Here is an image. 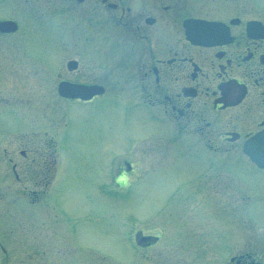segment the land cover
<instances>
[{
	"label": "flooded vegetation",
	"instance_id": "af4514ba",
	"mask_svg": "<svg viewBox=\"0 0 264 264\" xmlns=\"http://www.w3.org/2000/svg\"><path fill=\"white\" fill-rule=\"evenodd\" d=\"M199 1L204 3L203 0H75L76 9L70 8L71 4L63 5L60 12L64 30L53 37L54 41H60L63 52L58 85L63 84L65 92L80 87L83 93L92 95L61 97L72 105L85 108L92 105L97 112L105 111L107 104L115 101L126 103L124 108H130L129 112L146 110L147 106L159 121L157 131L167 132L178 140L173 149L177 158L160 171L166 162L164 144L159 147L156 144L149 153L144 148L147 144H142L145 160L136 163L135 157L132 159L128 154L132 150L130 134L126 127H120L118 141L111 146L113 151L116 145L127 153L122 161L112 160L110 166L111 171L114 167L119 187H128L138 179V182L152 181L154 172L158 175L171 170L183 172L182 162L187 161L194 163L195 174L181 182V188L193 189H178L172 197L217 196L229 199L228 205H232L230 200H237L239 205L242 198L253 196L261 205L251 206L250 211L264 213V167L245 151L251 141L254 149L264 147V8L254 6L255 10L247 11L243 0H219L214 6L196 7ZM194 20L216 23L195 29L207 36L204 43L194 42L188 36L187 22ZM48 138L23 143L30 153L22 150L21 155L31 161L26 175L21 177L14 168V179L33 184L26 198L31 202L34 199L37 206L25 210L17 207L12 213L14 226L25 227L24 222L31 219L30 228L33 226L31 234L29 230L31 248L18 243L12 264H19V260L25 264H113L115 256L98 239L100 231L107 236L115 234L111 223L99 228L100 218L110 220L115 212L106 200L109 196L99 197L90 191L86 211L74 212V206H68L67 179L59 175L55 180L52 157L57 147ZM152 152L161 156L156 161L159 165L149 166L152 160L147 157ZM251 169L261 176L259 180L246 179L245 173ZM143 194L147 192L142 191ZM225 209L229 211L227 206ZM230 209L231 219L241 220L238 216L241 208ZM6 215L0 212V219ZM161 215L166 216L168 224L164 219L146 230L124 229L123 243L126 241L133 247L132 264H264L255 224L254 229L247 230L250 237L238 238L239 229L232 222L221 224V229L213 234L207 223L195 224L192 218L181 217L175 211ZM150 218L153 217L145 216L143 221ZM2 234L12 239L16 236L4 231ZM39 245L43 249L37 255L35 249Z\"/></svg>",
	"mask_w": 264,
	"mask_h": 264
},
{
	"label": "rangeland",
	"instance_id": "374dc122",
	"mask_svg": "<svg viewBox=\"0 0 264 264\" xmlns=\"http://www.w3.org/2000/svg\"><path fill=\"white\" fill-rule=\"evenodd\" d=\"M215 1L219 2L199 1L196 2V7L214 6L217 4ZM243 1L247 3L243 4L247 11L255 10L254 6L264 8V0H250L252 3L248 0ZM65 4H71L69 7L76 9L75 0L73 3L69 0H0V20L9 18L19 22V30L5 34L0 31V176L3 178L0 179V212L8 214L4 219H0V245L5 249L4 252L0 247V264H12L15 251L19 248L18 243H22L25 248H31L30 234L33 226L30 228L29 224L32 219L26 223L21 218L26 226L18 228L14 226L15 216L12 213L16 212L17 207L28 209L33 205L37 206L33 203L34 199L31 202L30 198H26V193L34 186L32 183L14 179V168L21 177L27 174L31 161L23 157L21 151L25 150L28 154L30 151L23 143L38 137H49L48 141L56 144L57 151L53 150L52 157L54 168L56 167L55 180L59 175L67 179L65 191L69 198L68 206H74L72 207L74 212L86 211L89 207L86 199L90 191L99 197L103 194L109 196L106 200L114 206L115 212L110 213L113 215L110 220L100 218L99 228L111 223L116 229L115 234L107 236L100 231L98 239L99 244L104 243L109 248L106 250L115 256L112 258L113 264H132L130 255L133 247L128 246L126 241L123 243L124 229L131 227L134 230L137 227L146 230L159 221L164 222V219L168 224L169 220L161 214L173 211L186 219L192 218L195 224L207 223L211 231L214 230L213 234L221 229V224L232 222L239 229L238 238H242V235L244 238L250 237L251 232L247 230L254 229L252 227L255 224L257 230L254 233L259 240V249L264 251V213L250 211L251 206L261 205L257 198L253 196L247 200L242 198L239 205L237 200H230L232 205H228L229 199L217 196L172 197V193L178 189L185 191L193 189L188 186L181 188V182L191 179L195 174L192 162H182L183 172L180 173L171 170L165 175L162 173L158 175L154 172L152 175L155 176L150 179L152 181L138 182L140 181L138 179L128 187L117 185L114 167L111 171L108 166L112 165L115 158H118V162L122 161L127 153L123 148L118 149L116 145L113 151L111 146L118 141L120 127H126L130 134L132 150L128 154L132 159L135 157L136 163L140 159L145 160L142 144H147L144 145L147 153L155 149L156 144L158 147L164 144L167 151L164 152L163 159H166V162H163L160 171H163L166 165H172V161L177 158L173 149L178 140L167 132L162 134L161 131H157L159 121L147 106L146 110L129 112L130 108H124L126 103L121 105L115 101L107 104L109 106L105 111L97 112L92 105L85 108L62 99L61 95L64 94L59 91L57 73L62 64L63 52L61 53L60 41L58 39L54 41L53 37H58L64 30L61 27L60 10ZM50 57L52 61H48ZM101 104L103 107V103ZM169 152L172 154L167 156ZM152 153L153 155L147 157L152 160L148 162L149 166L156 165L157 159H161L160 155ZM238 162L240 163V160ZM238 167L241 168V165ZM245 174L241 175L249 181L261 178L254 169L246 171ZM78 181L82 183H77ZM142 191L147 192V195H142ZM128 194H131V197L126 196ZM226 206L229 211L225 209ZM230 207L234 210L236 207L241 208L238 210L241 211L238 215L241 216V220L231 219L233 210ZM99 208H102L101 201ZM100 212H103L102 209ZM145 216L153 218L145 222L143 221ZM100 217L104 216L101 214ZM2 230L11 235L16 233V236H13L14 242L11 237L4 236ZM228 232L230 234V231ZM106 238V241L103 240ZM45 243L44 239L43 244ZM42 249L43 246L39 245L35 249V254L38 255ZM19 264L25 262L19 260Z\"/></svg>",
	"mask_w": 264,
	"mask_h": 264
},
{
	"label": "water",
	"instance_id": "95a60500",
	"mask_svg": "<svg viewBox=\"0 0 264 264\" xmlns=\"http://www.w3.org/2000/svg\"><path fill=\"white\" fill-rule=\"evenodd\" d=\"M195 24H191L189 26H193V27H198V26H207L209 22H205V21H201V22H194ZM209 24H214V23H209ZM18 28V23L15 20L12 19H3L0 20V31L2 32H10V31H15ZM201 38V37H200ZM59 91L61 94H66V95H70V96H76L79 95L80 93H78L76 90L73 91L71 94L68 93H64L63 91V87L62 85H60L59 87ZM259 161V159H258ZM261 165H264V161L260 162Z\"/></svg>",
	"mask_w": 264,
	"mask_h": 264
}]
</instances>
